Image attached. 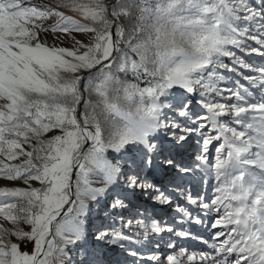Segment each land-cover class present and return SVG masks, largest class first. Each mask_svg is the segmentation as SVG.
<instances>
[{
    "label": "snow or ice",
    "instance_id": "snow-or-ice-1",
    "mask_svg": "<svg viewBox=\"0 0 264 264\" xmlns=\"http://www.w3.org/2000/svg\"><path fill=\"white\" fill-rule=\"evenodd\" d=\"M0 181V264H264V0H0Z\"/></svg>",
    "mask_w": 264,
    "mask_h": 264
},
{
    "label": "rangeland",
    "instance_id": "rangeland-1",
    "mask_svg": "<svg viewBox=\"0 0 264 264\" xmlns=\"http://www.w3.org/2000/svg\"><path fill=\"white\" fill-rule=\"evenodd\" d=\"M48 23H51V21H48ZM83 39H86V37H81ZM47 40L49 44L54 43L53 38H52V34L48 33L47 34ZM55 43L60 44V46H66V47H70L71 43L70 41L64 40L62 43L60 41H55ZM255 59V58H254ZM123 78V77H121ZM210 159L212 156H214V148L210 149ZM5 182L0 181V186H2ZM212 183L214 182H210L207 184H199L197 185V187L193 190V194H196V192H199L201 195L206 196L207 198H211L213 195V190H212ZM155 212L156 216L159 217L161 220H166L169 222H172L173 217L176 215L174 212H172L169 208L167 207H156L155 209L153 208H149V213ZM96 223H98V221H95ZM199 235L204 236L206 239L210 238V234L213 231L210 226L205 228L203 225L202 226H198L197 229H195ZM165 240L168 239V234H165L164 237ZM182 244H184V246L189 250V252L191 251H196L199 250L201 248L206 249L205 245L200 244L198 241L196 240H187V241H182ZM32 245L29 244L27 246V248L24 247V245H21L22 250H31ZM149 248H145L144 251L145 253L149 252ZM207 250V249H206ZM151 251H155L154 247L151 249ZM169 252V250L166 247H162L160 249V253L161 254H167ZM114 253L112 252H108L106 253V256L108 257H114ZM185 264H188L187 260L185 259Z\"/></svg>",
    "mask_w": 264,
    "mask_h": 264
}]
</instances>
